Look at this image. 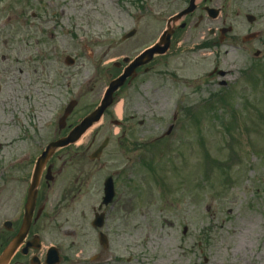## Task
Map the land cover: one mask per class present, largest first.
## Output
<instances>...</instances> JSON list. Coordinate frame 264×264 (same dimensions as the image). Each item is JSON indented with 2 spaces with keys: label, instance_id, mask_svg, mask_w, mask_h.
I'll return each instance as SVG.
<instances>
[{
  "label": "rangeland",
  "instance_id": "obj_1",
  "mask_svg": "<svg viewBox=\"0 0 264 264\" xmlns=\"http://www.w3.org/2000/svg\"><path fill=\"white\" fill-rule=\"evenodd\" d=\"M249 1L225 0L229 7L224 12L236 22L238 36L248 31L243 15L250 12ZM93 2L0 0V155L21 147L20 135L27 130L29 134L32 125L52 124L70 100L79 101L69 120L73 123L101 97L107 81L103 71L109 67L105 62L118 56H108L101 64L104 45L84 35L85 29H93V36H100L108 24ZM41 21L43 33L37 29ZM258 22L253 29L264 28V20ZM47 30L54 37L51 41ZM202 36H191L186 56H171L163 68L172 69L176 80L158 85L157 126H150L152 132L140 139L159 138L173 114H179L169 138L157 141L151 150L141 149L142 162L151 170L141 171L138 203L125 205L124 221L136 228L120 235L124 264H264V56H239L226 44L219 45L215 57L214 49L190 50ZM65 56L75 64L66 66ZM180 63L183 70L175 71ZM215 63L219 70L231 72L225 78L228 87L218 84L221 78H206ZM11 93H17L19 104L12 103ZM213 95L221 97L217 108L208 102ZM118 107L112 118L120 116ZM4 123L12 124L16 134L6 132ZM117 131L104 119L81 143L96 138L99 144L109 137L103 160L118 166L131 155H119L113 136ZM103 176L93 169V205L96 181ZM44 238L47 245L50 235Z\"/></svg>",
  "mask_w": 264,
  "mask_h": 264
},
{
  "label": "flooded vegetation",
  "instance_id": "obj_2",
  "mask_svg": "<svg viewBox=\"0 0 264 264\" xmlns=\"http://www.w3.org/2000/svg\"><path fill=\"white\" fill-rule=\"evenodd\" d=\"M122 2L126 3V1ZM134 2L132 10L138 11L135 17L128 14L123 4L118 5L117 22L112 23L111 16L108 17L109 24L104 26L102 35L92 34L90 39L104 45L103 59L114 55L119 56V59L128 57L131 60L155 44L165 28L170 27L168 52L162 56L153 55L152 61L146 66L139 67L135 79L121 89V92L134 90L133 85H137L143 90L145 97L137 95L140 100L134 107L137 114L150 112L149 105L153 100L156 101L157 76L160 79L163 76L158 74V66L164 67L163 64H167L166 60L170 56H186L187 41L194 34L203 35V41L199 44L208 50L214 49L215 52L218 44H221L222 29L229 30L222 37V43H227L234 49L243 53L251 52L253 56L259 48L264 50V31L261 30L262 37L258 32L252 40L242 42V37L235 34V25L231 26L227 22V16L224 15L226 5L222 0H195V10L177 23L169 20L185 9L189 0H135ZM249 3L252 10L263 13L260 18L264 20V0H252ZM207 7L217 12L215 17L206 15ZM129 19H132L133 29L126 30L125 24ZM182 24L183 28H181ZM254 24L256 23L249 24L247 30H252L250 28H253ZM43 28L44 22H40L38 27L40 33H43ZM128 34L131 36L126 37ZM215 52L212 54L214 55ZM123 68L124 65H120L118 69L121 71ZM214 74L217 75V72L213 68L209 77L212 78ZM124 125L122 117L120 126ZM31 127L32 134H27L20 141L21 147L0 157V253L17 236L22 227L24 207L29 196L37 159L48 143L61 138L66 131V128L59 130L55 124L50 128H44L43 125ZM130 132L127 128L122 129L121 141L130 138ZM92 143L89 141L83 150H75L73 146L57 150L44 163L36 177L35 192L31 194V199L34 198V209L30 217V227L8 264H121L117 256L120 238L117 230L124 224L120 211H123L121 204L125 195H120V188H125V174L129 175L133 171L130 172L132 170L130 166L112 168L109 169L110 174L99 179L103 185L104 180L111 177L114 187L112 203L101 208L106 227V247H100L98 239L96 240L99 233L88 229L92 218H86L87 212L90 214L93 211L91 204L93 168L101 163V157L95 161L90 159L94 151ZM98 167V170L106 168L103 165ZM131 184L134 185V182ZM129 188L132 187L129 185ZM100 193L102 186L99 189ZM61 211H64L63 215L60 214ZM116 214L117 217L114 218ZM46 234L51 235L48 245H45ZM52 247L55 249V254L48 253ZM109 252L114 254L113 257Z\"/></svg>",
  "mask_w": 264,
  "mask_h": 264
},
{
  "label": "water",
  "instance_id": "obj_3",
  "mask_svg": "<svg viewBox=\"0 0 264 264\" xmlns=\"http://www.w3.org/2000/svg\"><path fill=\"white\" fill-rule=\"evenodd\" d=\"M193 10V6H190L186 11H184L182 14H186V13H189ZM181 14V15H182ZM164 44V47H163V50L161 51H166V48L168 46V44L165 42H161ZM160 45H157L156 48L152 49L151 51H147L146 54L148 56H151L152 55V52H154L155 50L157 51L158 47ZM160 50L157 51V53H160L161 52ZM66 63L67 64H71L72 61L70 59H66ZM134 66H132L131 69H133ZM130 69V71H131ZM122 83V78L112 82L110 84V88L109 90L107 91L106 95H105V98L102 102V106L96 110L90 117H88L87 119H85L78 127H76L74 129V131L70 134V136L67 138V139H62L60 141H58L57 143H54L52 145H50V147L48 148V150H51V149H54V147H62L64 145H67L68 143H73L75 142L79 136H81L94 122L98 121L99 117L101 116L103 110L111 103V96H112V93L113 91L119 87ZM74 104L70 105L67 110H66V114L69 113L72 108H73ZM1 264V262H0Z\"/></svg>",
  "mask_w": 264,
  "mask_h": 264
},
{
  "label": "bare ground",
  "instance_id": "obj_4",
  "mask_svg": "<svg viewBox=\"0 0 264 264\" xmlns=\"http://www.w3.org/2000/svg\"><path fill=\"white\" fill-rule=\"evenodd\" d=\"M117 110L119 111V107L117 108Z\"/></svg>",
  "mask_w": 264,
  "mask_h": 264
}]
</instances>
